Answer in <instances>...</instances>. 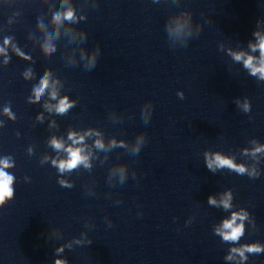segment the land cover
Masks as SVG:
<instances>
[{"label": "clouds", "instance_id": "9594fccd", "mask_svg": "<svg viewBox=\"0 0 264 264\" xmlns=\"http://www.w3.org/2000/svg\"><path fill=\"white\" fill-rule=\"evenodd\" d=\"M72 15H73L72 11L69 10L66 13V18L71 19ZM55 19L59 20L60 16L57 15L55 17ZM260 48H261L262 55H264V40L261 41ZM240 58H241L240 56L236 57L237 60H239ZM245 66L246 67L252 66L251 58H249L247 61H245ZM252 72H253V74H255L256 72H260L262 75H264V66H262L260 68L253 67ZM47 86H48V80H47V78H44L41 81L40 87L35 90L37 101L39 100L41 93L44 91V89ZM70 106L71 105L68 103L67 98H64V99L60 100L59 105H58L56 110L59 113H64ZM73 136H74V134H70L69 138L73 139ZM80 141H83L82 136L79 138V141L73 140L74 143H78ZM52 143H53L54 147L57 149H60L63 147V145L59 141L53 140ZM97 146L102 147V145H100L99 142H97ZM66 151L68 152V159L60 161L59 169L61 171L65 170V169H69V170L73 169L78 164L85 162L86 157L81 155L82 150L80 148L73 149V148L69 147L68 149H66ZM53 163L55 164L56 162L53 161ZM213 163H215L218 167L227 166L229 168L236 170L239 173H243L245 171V169L242 166L237 167L235 164H233V162L230 159L222 158L219 155H217L215 157L214 161H212V160L208 161L207 166L209 169L212 168ZM0 165H2V167H0V203H3L4 198H6V197L11 198V196H12L13 190L11 188V184H12L13 177L10 176L8 173H6L3 170V168L9 167V163L7 160L0 161ZM208 202H209V204H215L216 203L215 199L211 196H209ZM222 204H223V207L225 209H227L230 206L227 199L223 200ZM236 219H237L236 214H233L231 220H225L224 221L223 228L230 230V231L223 233L224 240H226V241H237L240 238V236L242 235L243 226L242 225L234 226ZM240 219H243V217H240ZM260 250L261 249L256 247V246H252V247L247 248V251H249V252H258ZM234 251H236V250H234ZM239 254L241 255V257H243V251H240ZM58 264H59V262H58Z\"/></svg>", "mask_w": 264, "mask_h": 264}]
</instances>
